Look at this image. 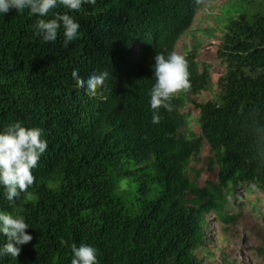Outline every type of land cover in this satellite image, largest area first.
I'll use <instances>...</instances> for the list:
<instances>
[{"label": "trees", "instance_id": "obj_1", "mask_svg": "<svg viewBox=\"0 0 264 264\" xmlns=\"http://www.w3.org/2000/svg\"><path fill=\"white\" fill-rule=\"evenodd\" d=\"M213 0H96L80 11L58 7L80 25L64 45L35 32L41 17L28 10L0 14V132L19 120L43 129L48 147L27 193L13 202L0 185V210L23 209L33 239L17 260L0 264H71L68 242L98 249L99 264H204L208 216L224 222L238 189L264 194V14L259 8L228 19L218 57L226 64L213 100L197 106L201 135L186 137L187 95L210 88L196 51L185 55L192 88L175 94L173 111L152 123L150 90L156 53L167 56ZM107 70L96 96L80 88ZM206 142L217 181L200 187L191 159ZM7 238L0 234V246Z\"/></svg>", "mask_w": 264, "mask_h": 264}, {"label": "clouds", "instance_id": "obj_2", "mask_svg": "<svg viewBox=\"0 0 264 264\" xmlns=\"http://www.w3.org/2000/svg\"><path fill=\"white\" fill-rule=\"evenodd\" d=\"M201 0H197L200 3ZM84 3L94 5L96 0H0V14H7L11 10L22 13L28 10L31 14L41 17L35 24V32L45 42L55 41L58 31L63 28L64 45L78 39L81 35L80 25L68 13H53L52 18L45 19L49 13L58 7L69 11H80ZM153 75L155 83L150 90V106L153 110L152 123L158 124L163 119L160 110L173 111L175 94L190 92L192 88L189 63L185 56L176 51L167 56L156 53L154 56ZM107 70L98 74L93 73L85 81L79 76L78 70L72 71L76 85L87 89L91 96H96L97 90L105 85L109 78ZM43 137V129L39 127H26L19 120L6 124L0 132V185L5 189V196L13 202L21 193H27L33 186L36 177L32 170L38 166L39 160L47 150L48 144ZM23 209L15 213L0 210V234L7 238V242L0 246V257L5 254L17 260L21 246L30 243L33 237L27 233L30 228ZM61 245L70 247L71 264H99L98 249L88 244L75 243L68 245L62 237Z\"/></svg>", "mask_w": 264, "mask_h": 264}, {"label": "rangeland", "instance_id": "obj_3", "mask_svg": "<svg viewBox=\"0 0 264 264\" xmlns=\"http://www.w3.org/2000/svg\"><path fill=\"white\" fill-rule=\"evenodd\" d=\"M249 7L259 8L264 14V0L207 2L196 12L191 26L176 43L174 51L178 54L185 56L188 51H196L199 69L208 67L212 82L209 89L187 95L180 108L186 115L183 132L188 138L201 135L196 105L215 98L219 90L217 81L226 69L217 54L224 26L228 19L249 13ZM211 157L207 143L203 142L200 154L191 159L190 175L198 173L195 182L200 187L217 181L218 167L215 164L209 167ZM236 196L229 199L227 209V215L235 217L233 221L224 222L214 214L208 216L207 243L196 250L204 264H264V194L238 189Z\"/></svg>", "mask_w": 264, "mask_h": 264}]
</instances>
